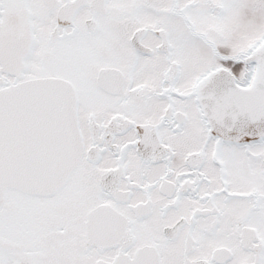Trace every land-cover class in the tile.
I'll list each match as a JSON object with an SVG mask.
<instances>
[{
	"label": "snow or ice",
	"instance_id": "6c2138e0",
	"mask_svg": "<svg viewBox=\"0 0 264 264\" xmlns=\"http://www.w3.org/2000/svg\"><path fill=\"white\" fill-rule=\"evenodd\" d=\"M0 264H264V0H0Z\"/></svg>",
	"mask_w": 264,
	"mask_h": 264
}]
</instances>
